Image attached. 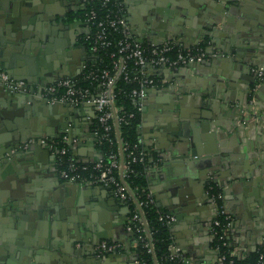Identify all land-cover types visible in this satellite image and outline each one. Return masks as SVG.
<instances>
[{
    "label": "crops",
    "instance_id": "0c3cea01",
    "mask_svg": "<svg viewBox=\"0 0 264 264\" xmlns=\"http://www.w3.org/2000/svg\"><path fill=\"white\" fill-rule=\"evenodd\" d=\"M120 3L145 42L174 39L192 46L210 37L202 61L150 66L162 80L143 99L141 136L163 158L150 168L149 186L157 202L175 213L177 248L190 264H217V207L209 194L215 183L231 217L227 236L235 250H256L264 245V78L251 66H264V0ZM83 7L82 0H0V66L8 63L17 77L37 84L81 73L91 56ZM70 13L71 22L62 19ZM10 20L30 33L23 47L12 50L2 43ZM55 104L0 89V264H138L126 204L101 184L64 178L54 152L39 142L15 147L46 134L67 136L80 157L99 155L94 108ZM183 121L191 123L196 154L180 158L189 149L176 137ZM105 239L117 249L99 251Z\"/></svg>",
    "mask_w": 264,
    "mask_h": 264
},
{
    "label": "built area",
    "instance_id": "2783aa9c",
    "mask_svg": "<svg viewBox=\"0 0 264 264\" xmlns=\"http://www.w3.org/2000/svg\"><path fill=\"white\" fill-rule=\"evenodd\" d=\"M82 1L84 7H86V2L90 0ZM112 1L114 0H102L101 4L102 7H106L104 9L107 11L106 13H101L95 7H91L85 12V17L82 18L89 26L88 31L84 35V39H86L85 41H87V39L91 41V55H95L100 49L107 48L112 43H116V50L111 53L112 56H115L113 67L91 69L89 73L86 74V76L90 77L92 81H99L98 85H95L93 82L91 84L83 85L82 83H79V80L75 77L76 75H63L54 81L37 84L26 78L14 77L5 67L0 66V81L11 91H24L27 93L41 94L52 102H61L72 105H92L95 110V118L98 119L103 128L101 134L98 129L93 131L95 141H97L98 135L108 137V139L112 140L111 132L115 130V127L118 126L119 119L122 118V116L119 117L118 115L119 107L115 103L114 87L118 75L125 71L127 72L128 60L132 59L137 66H140L141 76L138 77L140 85L132 90V94L135 97V101L140 104L141 108H143V99L147 95L148 89L158 85L156 78L153 76V73L158 70L150 72L148 70L150 66L177 67L202 61L209 53L207 49L203 48L193 50L189 46L177 43L174 39H164L153 42H145L144 40H141L133 33L127 16L124 13L115 11L113 7L109 6V3ZM112 31L120 32V36L116 42L113 40L114 37L109 34ZM87 66L88 59L84 61L81 73ZM251 70L258 75V77L264 78L263 65H253L251 66ZM63 138L69 143L67 136ZM31 141H38L47 146L52 152H54L57 159L61 158L62 155L68 152L67 146H60L50 135L45 134L38 137H30L27 143H30ZM138 157L142 156L134 154L133 159L135 160ZM109 158V161H105L100 152L97 157L93 158L92 170L85 176L79 172L78 165L74 161L73 156H71L68 167L69 169L63 168L60 169L59 172L64 178L71 181H92L107 188L113 186L112 193L123 201L129 199L130 194L135 198L132 189L125 180V177L128 175L129 161L126 162L122 158L121 153L117 151L111 152ZM162 161L163 158L160 157L159 163H156L152 167L158 166ZM83 167L86 168L87 165H84ZM149 194L151 200L156 199L151 189ZM209 194L211 200L217 207V212L212 220V233L214 235L216 226L221 223L219 215L223 214L227 219L225 226L227 232L231 225V217L224 204L223 191L215 194L209 190ZM219 198L222 199V203H219ZM135 200L137 205L133 211V219L136 221V229L145 230L147 235L150 236L148 223L142 208L144 201L137 200L136 198ZM161 218H164L172 224L176 216L174 212L170 211L163 214ZM127 226L129 230L134 229L132 224H128ZM220 237H224L223 244L227 245V237H225L224 234H221ZM134 243L132 242V245ZM117 246L118 244L116 242L105 239L100 241L98 249L103 252H112L117 249ZM169 247L171 257H181L187 264H190V258L177 248L174 239ZM260 261L261 264H264V251L260 255Z\"/></svg>",
    "mask_w": 264,
    "mask_h": 264
},
{
    "label": "trees",
    "instance_id": "16d2710c",
    "mask_svg": "<svg viewBox=\"0 0 264 264\" xmlns=\"http://www.w3.org/2000/svg\"><path fill=\"white\" fill-rule=\"evenodd\" d=\"M101 3L102 0H90L86 2V7L79 12V15L85 17V12L91 7H95L101 13H106L107 11L104 10L106 7H102ZM109 6L113 7L114 10L119 13H124L120 0L110 2ZM70 16H73V14L70 13ZM109 34L114 37L113 40L115 42L120 36V32L118 31H112ZM209 39L210 37L206 36L198 44L192 46L189 45V47L193 50L198 48L207 49ZM86 44L89 50H91V41L89 39H87ZM115 50L116 43H112L107 48H102L97 51L95 55H91L88 58V66L86 69L75 76L77 80H79V83L87 85L93 82L95 85H98L99 81H92V79L87 77L86 74H88L91 69L95 68H112L115 56H112L111 53ZM140 76V66H137L134 60H128L127 72L125 71L118 75L114 87L115 103L119 107L118 115L119 117L122 116V118L119 119L118 126L115 127V130L111 132L112 140L108 139V137L98 135L96 144L105 161H109V155L113 151L120 152L122 158L126 162L129 161L128 175L125 177V180L132 189L134 193L133 196H135L137 200L144 201L142 208L148 223L150 236L147 235L145 230L136 229V221L133 219V211L137 205L135 198L130 194L129 199H126L125 201L120 199L129 207L127 225L132 224L134 228L129 230V235L132 238V242H135L131 246V251L135 258L140 264H187L181 257H171L169 247L170 243L173 241L171 223L164 218H161L163 214L170 211L159 205L156 199L151 200L149 194L151 189L148 177L149 170L153 165L159 163L161 154L153 146L147 145L140 133L143 108H141L140 104L135 101V97L132 94V90L140 85V80L138 78ZM153 76L156 78L159 85L162 80V75L157 71L153 73ZM96 129L99 130L100 134L103 132V128L97 118H95L92 124V130L94 131ZM53 138L60 146L68 147V152L62 155L61 158L57 159L58 171L63 168L69 169L70 157L73 156L74 161L78 165L79 172H81L82 175H88L92 170L93 158H83L75 154L70 144L63 138V136ZM134 154L142 156L143 158L138 157L134 160ZM84 165H87V167L84 168ZM108 188L113 192V186H109ZM210 191L218 194L222 191V188L218 184L213 183ZM218 201L219 203H222L221 198H219ZM219 218L221 219V223L216 226V231L212 238V245L216 248L218 255L217 264H261L260 255L264 251V245H261L256 250L249 253L240 254L235 250L236 247L227 236L225 229L227 221L226 217L223 214L219 215ZM221 234H224L225 237H227V245L223 244L224 237H220Z\"/></svg>",
    "mask_w": 264,
    "mask_h": 264
},
{
    "label": "water",
    "instance_id": "95a60500",
    "mask_svg": "<svg viewBox=\"0 0 264 264\" xmlns=\"http://www.w3.org/2000/svg\"><path fill=\"white\" fill-rule=\"evenodd\" d=\"M1 9L3 10V9H5V7L2 6ZM1 13H3V12H1ZM70 18H71L70 15L65 14L62 19L65 21L67 20V21L71 22ZM82 21H83V19H82ZM7 23H8V26H7L8 31H5V36L2 39L3 46L9 48L10 50L15 49L17 47L20 48V46L23 47L24 42L26 41L28 35H30L29 31L26 29V27L24 25H22L21 23H18L16 20H10V21H7ZM15 44H17V45H15ZM5 68L14 77H17L15 75V73L11 71L10 65L8 63L5 64ZM0 89L2 91H5V93L12 94L13 98L19 97V98H24L25 100H29V99L31 100L32 97H39L40 99H43L46 102L50 101L46 97L42 96L41 94L27 93L24 91H11L8 88H6L5 85L1 81H0ZM30 94H31V96H30ZM55 103H61V102H54V104ZM38 136H40V135H30L28 138L21 140L15 147H18V148L24 147L25 144L27 145L28 139L30 137H38ZM176 137L178 138L177 141H179L180 145H183V146H186L189 148L188 151L179 153L180 158H185V157H189L191 155L196 154L195 140H194L193 135L191 133V123L189 121H183L182 122L180 129L176 132ZM31 142H38V141H31ZM40 145L42 146L43 144L40 143ZM44 147L47 148V146H45V145H44ZM11 148H13V146L10 147V150H11ZM158 204L160 205L159 202H158ZM136 262H138V264H140L139 261L136 260Z\"/></svg>",
    "mask_w": 264,
    "mask_h": 264
},
{
    "label": "flooded vegetation",
    "instance_id": "af4514ba",
    "mask_svg": "<svg viewBox=\"0 0 264 264\" xmlns=\"http://www.w3.org/2000/svg\"><path fill=\"white\" fill-rule=\"evenodd\" d=\"M86 42V41H85Z\"/></svg>",
    "mask_w": 264,
    "mask_h": 264
}]
</instances>
